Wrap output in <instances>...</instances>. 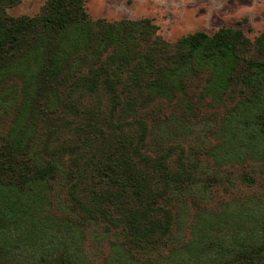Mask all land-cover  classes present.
I'll use <instances>...</instances> for the list:
<instances>
[{"label":"trees","instance_id":"trees-1","mask_svg":"<svg viewBox=\"0 0 264 264\" xmlns=\"http://www.w3.org/2000/svg\"><path fill=\"white\" fill-rule=\"evenodd\" d=\"M0 0V264H264V32Z\"/></svg>","mask_w":264,"mask_h":264},{"label":"rangeland","instance_id":"rangeland-1","mask_svg":"<svg viewBox=\"0 0 264 264\" xmlns=\"http://www.w3.org/2000/svg\"><path fill=\"white\" fill-rule=\"evenodd\" d=\"M47 0H22L6 9L12 17L34 16ZM91 19L109 21L149 18L168 41L196 32L214 33L226 26L253 39L264 32V0H89Z\"/></svg>","mask_w":264,"mask_h":264}]
</instances>
